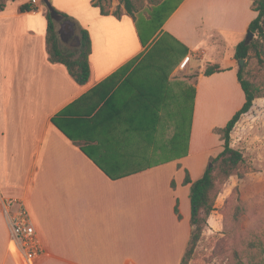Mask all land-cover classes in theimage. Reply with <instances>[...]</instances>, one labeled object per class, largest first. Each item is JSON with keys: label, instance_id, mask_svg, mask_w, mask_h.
<instances>
[{"label": "crops", "instance_id": "crops-1", "mask_svg": "<svg viewBox=\"0 0 264 264\" xmlns=\"http://www.w3.org/2000/svg\"><path fill=\"white\" fill-rule=\"evenodd\" d=\"M50 1L89 32L90 77L79 85L48 60L41 1L0 0V264H23L9 251V198L24 202L41 242L33 264H180L191 232L185 173L204 174L222 150L213 128L245 101L234 58L214 56L210 40L245 34L257 15L251 0H178L146 33L125 10ZM155 46L179 51L177 62L149 58ZM206 56L222 70L190 64ZM164 68L177 85L156 93Z\"/></svg>", "mask_w": 264, "mask_h": 264}, {"label": "rangeland", "instance_id": "rangeland-1", "mask_svg": "<svg viewBox=\"0 0 264 264\" xmlns=\"http://www.w3.org/2000/svg\"><path fill=\"white\" fill-rule=\"evenodd\" d=\"M140 10L134 13L137 24L143 33L154 31L164 20L178 0H162L152 5L150 0H133ZM108 11H114L123 5L119 0H106L102 2ZM148 15V17L146 16ZM247 32L240 38L231 34L224 36L222 44L216 38L210 40L213 55L219 58L233 57V47L240 41H245ZM258 38V56L252 51L241 66L245 67L249 78L261 88L262 97L257 98L250 111L236 123L231 133L230 145L239 150L242 160L229 178L220 182L218 180V193L214 203V209L207 219L205 233L200 237L194 247L192 257L187 264H251L253 256L255 261L262 263L264 259V36L253 34V40ZM162 42H159L160 45ZM224 47L227 50H224ZM66 50L68 46L62 44ZM160 46L150 52L149 58L164 56L169 64L177 62L179 51H158ZM233 50V51H232ZM160 54V55H159ZM212 59L206 56L202 60H192L190 64L205 67ZM236 69H239L238 61L233 60ZM167 71H156L154 74V92L161 93L169 88L174 91L177 83L166 80ZM185 93V114L188 125L191 112L192 90L188 88ZM215 167L212 158L206 163L205 170ZM184 174L180 172L173 177L176 183H180ZM197 178H195L196 180ZM182 190L180 189L179 192ZM14 208V206H12ZM7 239H4L5 250ZM189 246H187L188 248Z\"/></svg>", "mask_w": 264, "mask_h": 264}, {"label": "trees", "instance_id": "trees-1", "mask_svg": "<svg viewBox=\"0 0 264 264\" xmlns=\"http://www.w3.org/2000/svg\"><path fill=\"white\" fill-rule=\"evenodd\" d=\"M106 0H94L93 5L98 6L101 14H108L109 11L102 3ZM123 5L125 13L134 16V13L140 8L135 6L133 0H119ZM162 0H150L152 5L158 4ZM4 7V4L0 2V10ZM22 10H29L31 4L29 2L20 6ZM251 8L257 15L249 23L248 29L253 34L264 36V0H251ZM54 11L61 17L60 22L54 21L48 9H46L47 28L45 35L46 50L48 54V60L52 63H60L65 66L69 75L79 85H84L88 82L90 77V64L89 55L91 53V38L89 32L81 27L77 22L56 8ZM115 16L120 17L122 12L120 6L112 12ZM63 22H70L75 30V34L79 38V45L77 47H68L66 50L60 43L57 29ZM258 38H254L245 44V41H240L234 47V59L239 61L240 59H247L252 51L258 56ZM222 70L218 64L207 65L204 70V75H210L213 72ZM244 73H248L245 67L237 69V80L243 90L245 101L243 105L232 115L223 127H214L213 132L219 135L222 141V150L212 158L215 163V167H207L204 174L196 179L191 180L188 173H185L183 184L189 185V203H190V224L191 232L188 243V248L185 250L181 257L180 264H187L192 257L194 247L200 237L205 233V227L207 226V219L214 209V203L218 193V180L220 182L229 178L233 173V170L237 167L242 160V154L239 150L233 148L230 145L231 133L236 123L240 120L241 116L248 113L253 106L254 101L257 98L262 97L261 88L250 80L244 77ZM175 213L178 214L177 204L174 207ZM264 252V249H263ZM256 256H253L251 264H259L255 261ZM264 259H262V263Z\"/></svg>", "mask_w": 264, "mask_h": 264}, {"label": "built area", "instance_id": "built-area-1", "mask_svg": "<svg viewBox=\"0 0 264 264\" xmlns=\"http://www.w3.org/2000/svg\"><path fill=\"white\" fill-rule=\"evenodd\" d=\"M28 1L35 5L41 0ZM2 209L9 234L10 254L23 264H33L43 248L27 207L21 199L9 198L3 201Z\"/></svg>", "mask_w": 264, "mask_h": 264}, {"label": "water", "instance_id": "water-1", "mask_svg": "<svg viewBox=\"0 0 264 264\" xmlns=\"http://www.w3.org/2000/svg\"><path fill=\"white\" fill-rule=\"evenodd\" d=\"M41 2L48 9L51 18L56 22H60L61 17L54 11L53 6L51 4V1L50 0H41ZM57 35H58L60 43L62 41H67L69 38H71L70 45L72 47H77L79 45V38L75 34L74 27L70 22L61 23L59 25V28L57 29ZM252 36H253V33L251 31L247 30V37L245 39V44H247L249 42V40L252 38ZM243 61H244L243 59H240L238 61L239 68H241ZM209 167H211V163H209Z\"/></svg>", "mask_w": 264, "mask_h": 264}, {"label": "flooded vegetation", "instance_id": "flooded-vegetation-1", "mask_svg": "<svg viewBox=\"0 0 264 264\" xmlns=\"http://www.w3.org/2000/svg\"><path fill=\"white\" fill-rule=\"evenodd\" d=\"M70 42H71V38H69L67 41H62V44L65 45V46H68V47H72L70 45Z\"/></svg>", "mask_w": 264, "mask_h": 264}]
</instances>
